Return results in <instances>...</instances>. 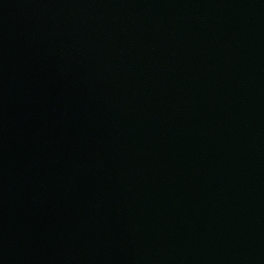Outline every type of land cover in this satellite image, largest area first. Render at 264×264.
I'll use <instances>...</instances> for the list:
<instances>
[{"label":"water","instance_id":"95a60500","mask_svg":"<svg viewBox=\"0 0 264 264\" xmlns=\"http://www.w3.org/2000/svg\"><path fill=\"white\" fill-rule=\"evenodd\" d=\"M0 264H264V0H0Z\"/></svg>","mask_w":264,"mask_h":264}]
</instances>
